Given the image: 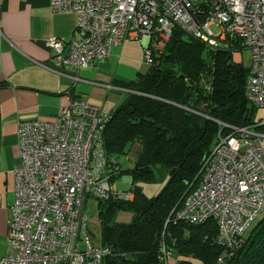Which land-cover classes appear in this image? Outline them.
I'll return each mask as SVG.
<instances>
[{
  "label": "built area",
  "instance_id": "1",
  "mask_svg": "<svg viewBox=\"0 0 264 264\" xmlns=\"http://www.w3.org/2000/svg\"><path fill=\"white\" fill-rule=\"evenodd\" d=\"M55 14H72L76 26L69 41L50 38L51 67L79 82L78 72L106 60L111 49L129 38H146L143 60L154 66L174 28L198 40L210 52L226 51L231 62L250 52L245 98L264 109V0H49ZM70 72V74L68 73ZM73 72V73H72ZM199 116L209 119L202 110ZM110 113L87 101L71 99L51 122L18 124L19 165L14 168V202L10 206L0 264H101L110 254L92 244L83 207L87 198L131 202L130 190H118L121 166L106 155L103 131ZM204 157L196 187L165 226L216 225L215 243L231 255L264 213V116L247 127L223 124ZM227 127L231 133L221 134ZM160 259L168 264L163 231ZM223 254L217 263L224 264Z\"/></svg>",
  "mask_w": 264,
  "mask_h": 264
},
{
  "label": "trees",
  "instance_id": "2",
  "mask_svg": "<svg viewBox=\"0 0 264 264\" xmlns=\"http://www.w3.org/2000/svg\"><path fill=\"white\" fill-rule=\"evenodd\" d=\"M230 60L226 51L210 52L177 27L164 52L155 58L156 64L127 86L131 92L110 113L102 138L108 157L132 164L118 175L132 179L134 198L97 201L100 243L110 251L101 264H164L159 250L163 231L166 248L177 264H219L218 258L226 255L215 243L213 221L164 226L180 208L185 193L196 187L218 124L244 128L253 123L254 108L244 94L247 69ZM201 106L209 119L199 116ZM230 133L227 127L221 132ZM139 183H159L163 188L148 198ZM120 211L132 215L129 224L114 223ZM224 259V264H264V213L243 244Z\"/></svg>",
  "mask_w": 264,
  "mask_h": 264
},
{
  "label": "crops",
  "instance_id": "3",
  "mask_svg": "<svg viewBox=\"0 0 264 264\" xmlns=\"http://www.w3.org/2000/svg\"><path fill=\"white\" fill-rule=\"evenodd\" d=\"M75 26V16L53 13L49 0H0V259L8 250L5 237L9 208L14 202V168L19 165L18 124L51 122L73 98L112 113L131 92L127 86L149 71L143 60L146 38H129L113 47L106 60L78 72L79 82L73 83L43 67L52 66L45 43L50 38L69 41ZM119 179L129 184L123 190H130L132 179L127 174ZM157 189L145 188L143 193L151 198ZM98 212L97 202L100 240ZM131 220L132 215L124 211L117 212L113 219L115 224H129ZM168 264H177V258H171Z\"/></svg>",
  "mask_w": 264,
  "mask_h": 264
},
{
  "label": "rangeland",
  "instance_id": "4",
  "mask_svg": "<svg viewBox=\"0 0 264 264\" xmlns=\"http://www.w3.org/2000/svg\"><path fill=\"white\" fill-rule=\"evenodd\" d=\"M234 58H235V60L240 61L239 66L242 67L243 69L249 68V66H250V52L248 50H241L239 52V55H235ZM263 116H264V109H260V108L254 109L253 121L258 120V119L262 118ZM263 143H264V140L262 141V144ZM125 162L126 161L124 159L119 160V164L122 166L123 171H126L127 169L130 168V166H132L131 163H127V162L125 163ZM141 184H143V185H140V186L137 185V186L140 189L143 186V189H141L142 193H143L145 188H149L150 190H153L154 188L158 187L154 197L156 195H158L163 188V185H161L159 183H148V184L141 183ZM116 185H117L118 190H121V189L123 190V189H126L129 187V184L123 183L122 179H119V178L116 179ZM130 187H131V185H130ZM147 196H149V195H147ZM83 215L87 217L88 236H89L91 243L95 244L96 246H100L99 229H98V225L96 224V218H97V201L96 200L91 199V198L86 199L84 207H83ZM172 259H174V258L172 257Z\"/></svg>",
  "mask_w": 264,
  "mask_h": 264
},
{
  "label": "water",
  "instance_id": "5",
  "mask_svg": "<svg viewBox=\"0 0 264 264\" xmlns=\"http://www.w3.org/2000/svg\"><path fill=\"white\" fill-rule=\"evenodd\" d=\"M186 97H187V96H186ZM184 99H185V98H184ZM184 99L182 100V102H181V105H183V104H184V101H185Z\"/></svg>",
  "mask_w": 264,
  "mask_h": 264
}]
</instances>
